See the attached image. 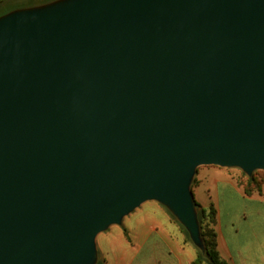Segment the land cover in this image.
<instances>
[{"label":"water","instance_id":"1","mask_svg":"<svg viewBox=\"0 0 264 264\" xmlns=\"http://www.w3.org/2000/svg\"><path fill=\"white\" fill-rule=\"evenodd\" d=\"M23 7L0 15V264H98L147 202L204 253L198 168L264 171V0Z\"/></svg>","mask_w":264,"mask_h":264},{"label":"crops","instance_id":"2","mask_svg":"<svg viewBox=\"0 0 264 264\" xmlns=\"http://www.w3.org/2000/svg\"><path fill=\"white\" fill-rule=\"evenodd\" d=\"M210 178L216 194L219 187L223 191L217 240L221 259L228 264H264V193L248 196L226 174L210 170L203 173L202 187ZM142 222L144 230L135 235L120 227L122 233L105 238L108 248L102 247L103 264H191L197 259L194 246L170 227L168 216L165 218L155 211Z\"/></svg>","mask_w":264,"mask_h":264},{"label":"rangeland","instance_id":"3","mask_svg":"<svg viewBox=\"0 0 264 264\" xmlns=\"http://www.w3.org/2000/svg\"><path fill=\"white\" fill-rule=\"evenodd\" d=\"M47 2L48 0H3L2 3H0V15L6 14L18 8H22L23 6L27 7L29 3L44 4ZM207 170H210L212 172L218 171V173L226 174L240 188H242L244 192H245V186L248 185V183L250 184L253 180L256 179L257 181L261 183L262 191L261 193L254 192L251 196L263 195L264 193V171H256L252 174V176H248L246 173H244L241 169H238V168L228 169V168H221L217 166H203V167L198 168L196 175L193 179L192 185H191V191H192L195 204L199 205L197 206L196 211L198 212V221L200 225L201 236L203 234L202 233L203 229H214L218 233L219 212H218V224L216 225L213 223V219L211 218L210 215L205 220H203L201 211L204 208L209 210L212 206L215 207L217 210L219 208H222V204L220 203L219 200L223 199L222 188L219 187L218 195H217L216 190H214V187L210 186V183L213 181V179L210 178L209 182L205 186L202 187V184L204 182L203 173ZM208 189H210L211 191L209 192ZM219 203L220 205H218ZM158 210L160 211L161 215H163V217L165 218L167 216L169 217L172 223L170 227L177 229L180 233H182V235L185 236L186 242L193 245L194 249L197 251V253H199L196 246L192 243V239L190 235L187 233L185 227L178 221V219L166 207L159 204L158 202H147L143 204L134 213H132L127 218H125L123 222V226H120V227L122 228L124 227L123 228L124 230H131L132 234L135 235V232H141L144 230L145 224L142 221H144V219L146 220V217H150L151 214L155 213V211H156V214L160 215ZM221 212L222 214H224V210L221 209ZM120 227L112 226L109 228L107 232L100 234L98 236L97 249H98V254H99V259H100L98 264H103L102 253H101L102 247L108 248V246L105 245V238L106 237L114 238L116 235L122 233L123 229H121ZM202 239H203V236H202Z\"/></svg>","mask_w":264,"mask_h":264},{"label":"trees","instance_id":"4","mask_svg":"<svg viewBox=\"0 0 264 264\" xmlns=\"http://www.w3.org/2000/svg\"><path fill=\"white\" fill-rule=\"evenodd\" d=\"M261 191V183L256 179L245 186V194L248 196H251L254 192L261 193ZM196 205L199 206L198 204ZM201 214L203 220H205L210 215L213 219V223L216 225L218 224V210L215 207L212 206L209 210L204 208L202 209ZM202 233L204 242V253L199 252L197 259L191 264H228L227 262L221 259L218 253V233L214 229H203Z\"/></svg>","mask_w":264,"mask_h":264}]
</instances>
